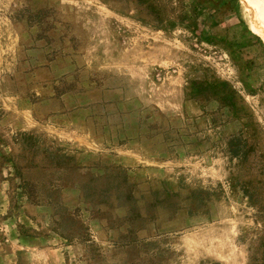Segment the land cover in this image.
Returning <instances> with one entry per match:
<instances>
[{
	"label": "rangeland",
	"instance_id": "1",
	"mask_svg": "<svg viewBox=\"0 0 264 264\" xmlns=\"http://www.w3.org/2000/svg\"><path fill=\"white\" fill-rule=\"evenodd\" d=\"M0 264H264L237 0H0Z\"/></svg>",
	"mask_w": 264,
	"mask_h": 264
},
{
	"label": "bare ground",
	"instance_id": "2",
	"mask_svg": "<svg viewBox=\"0 0 264 264\" xmlns=\"http://www.w3.org/2000/svg\"><path fill=\"white\" fill-rule=\"evenodd\" d=\"M238 14L247 27L264 38V0H237Z\"/></svg>",
	"mask_w": 264,
	"mask_h": 264
}]
</instances>
